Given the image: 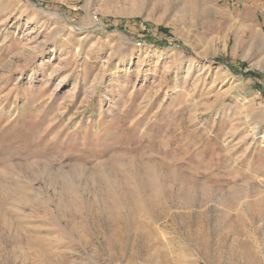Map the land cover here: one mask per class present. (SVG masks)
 I'll return each mask as SVG.
<instances>
[{"label":"rangeland","instance_id":"obj_1","mask_svg":"<svg viewBox=\"0 0 264 264\" xmlns=\"http://www.w3.org/2000/svg\"><path fill=\"white\" fill-rule=\"evenodd\" d=\"M159 254L264 264V0H0V264Z\"/></svg>","mask_w":264,"mask_h":264},{"label":"bare ground","instance_id":"obj_2","mask_svg":"<svg viewBox=\"0 0 264 264\" xmlns=\"http://www.w3.org/2000/svg\"><path fill=\"white\" fill-rule=\"evenodd\" d=\"M243 41V40H242ZM147 175V174H146ZM127 181H129V180H127ZM152 184V182H146L144 185H143V187H148L149 185H151ZM161 189V188H160ZM165 189V188H164ZM147 190V189H146ZM127 192V191H126ZM130 192V191H129ZM137 192V191H136ZM133 193V192H132ZM125 194V193H124ZM128 194V193H127ZM134 195H135V192L133 193ZM130 195V194H129ZM128 195V196H129ZM137 195V194H136ZM126 195H124V197L122 196V199L124 198L125 200H126V197H125ZM181 196V195H180ZM144 197H145V195H144ZM163 197V196H162ZM134 198H135V196H134ZM169 198V197H168ZM176 198V197H175ZM179 198V197H178ZM132 199V198H131ZM138 199V198H137ZM142 200H143V198H141ZM146 199H147V201L149 202V203H152V204H155V203H157V200L154 198V196H151V195H149L148 197H146ZM115 200V199H114ZM118 199L116 198V201H117ZM119 201V200H118ZM182 201V200H181ZM127 202H129L130 203V201H128L127 200ZM126 202V203H127ZM134 202V201H133ZM174 202V201H173ZM184 202V201H183ZM49 203V202H48ZM48 203H47V205H48ZM51 203V202H50ZM169 203V202H168ZM74 204H77L76 202L74 203ZM73 204V205H74ZM118 204V203H117ZM120 204V206H121V203H119ZM71 205V204H70ZM77 207H78V205H76ZM118 207H119V205H118ZM123 207V206H122ZM59 208V207H58ZM73 208V207H72ZM74 208H75V205H74ZM118 209V208H117ZM126 209V208H125ZM157 209V208H156ZM64 210V209H63ZM69 210V209H68ZM72 210V209H71ZM77 210H79V209H77ZM114 210H116V209H114ZM113 210V211H114ZM123 210V209H122ZM74 210H72V212H73ZM80 211V210H79ZM64 212H66V211H63V213ZM71 212V213H72ZM74 213V212H73ZM76 213V212H75ZM123 213V212H122ZM77 214V213H76ZM162 214V213H161ZM70 215V214H69ZM78 215V214H77ZM117 215V214H116ZM122 215V214H121ZM123 215H124V213H123ZM167 215V214H166ZM64 216V215H63ZM68 216V215H67ZM111 216H112V214H111ZM159 216V215H158ZM60 217V216H59ZM58 217V218H59ZM83 217V216H82ZM94 217V216H93ZM92 217V218H93ZM114 217V216H113ZM66 218V217H65ZM71 218V217H70ZM74 218V217H73ZM118 218V217H117ZM120 218V217H119ZM59 219H61V218H59ZM116 219V218H115ZM83 220H85V219H83ZM150 220V219H149ZM187 221V220H186ZM95 225H96V223H95ZM20 227V226H19ZM22 230V229H21ZM22 232V231H21ZM21 238V237H20ZM16 239V238H15ZM34 241H35V243H37V244H42V242H41V240H43L44 239V237L42 236H36V238L34 237ZM142 239V238H141ZM17 240H18V238H17ZM15 241V240H14ZM21 241V240H20ZM43 245V244H42ZM46 246V245H45ZM152 255V254H151ZM161 257H162V260L160 261V262H157V264H173V262H172V260H171V258L169 257V255L168 254H159ZM153 257V256H152ZM155 258H157V257H155ZM182 259H183V257H182ZM155 260V259H154ZM156 261V260H155ZM176 263H177V260H176Z\"/></svg>","mask_w":264,"mask_h":264},{"label":"trees","instance_id":"obj_3","mask_svg":"<svg viewBox=\"0 0 264 264\" xmlns=\"http://www.w3.org/2000/svg\"><path fill=\"white\" fill-rule=\"evenodd\" d=\"M259 87V86H258Z\"/></svg>","mask_w":264,"mask_h":264}]
</instances>
